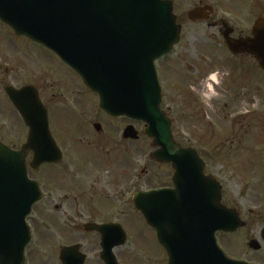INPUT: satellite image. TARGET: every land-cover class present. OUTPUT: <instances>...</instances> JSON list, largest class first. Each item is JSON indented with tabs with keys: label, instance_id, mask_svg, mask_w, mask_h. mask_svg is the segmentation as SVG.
<instances>
[{
	"label": "water",
	"instance_id": "1",
	"mask_svg": "<svg viewBox=\"0 0 264 264\" xmlns=\"http://www.w3.org/2000/svg\"><path fill=\"white\" fill-rule=\"evenodd\" d=\"M173 11L167 0H0L3 23L75 70L100 96L103 111L144 122L146 135L159 149L152 159L173 165L174 190L139 193L134 198L136 208L157 231L169 264H245L229 259L216 241L217 232L235 233L245 224L222 205V187L204 175L197 152L174 141L171 120L161 110L155 63L180 42L182 27ZM206 11L214 13L206 6L190 12L189 18L204 20ZM224 28L230 52L256 56L264 70V20L256 23L253 38L239 41L231 37L232 29ZM6 92L30 128V138L18 152L0 142V264H24L31 242L27 218L42 198L38 183L28 177L26 157L34 151L35 169L60 158L55 157L48 113L36 90L7 88ZM124 138L137 140L139 134L130 126ZM88 229L102 234L105 264H119L114 248L126 243V233L118 225ZM251 247L259 249L256 243ZM73 250L62 251L64 264H70ZM84 263V256L76 262Z\"/></svg>",
	"mask_w": 264,
	"mask_h": 264
},
{
	"label": "rangeland",
	"instance_id": "2",
	"mask_svg": "<svg viewBox=\"0 0 264 264\" xmlns=\"http://www.w3.org/2000/svg\"><path fill=\"white\" fill-rule=\"evenodd\" d=\"M171 1L174 2L178 22L183 26V33L173 55L157 64L163 88L162 108L173 122V138L184 148H194L201 153L206 159L208 172L220 180L222 205L241 214L242 222L247 224L245 213L264 211V164L260 156L264 155V74L253 61L239 63L229 53L220 33L221 26L213 29L206 22L195 24L188 21L190 10L196 6L212 5L217 11L216 18L233 27L238 20L237 0ZM241 18H244V12ZM244 19H248V15ZM214 74L219 76L218 84L210 81ZM28 84H36L47 103L52 92H63L65 96L71 92L67 102L62 103V111L59 109V126L66 136L73 134V139L77 137L84 128L85 119L92 124L89 132L94 134V138L99 134L94 125L102 126L101 139L110 140L113 149L116 142L124 140L122 144L118 142V150L122 148L129 175L128 216L124 220L128 242L116 255L120 264H168L167 254L157 239L156 231L147 225L132 201L137 192L154 190L169 181L165 175L168 169L159 168L158 162L151 160V154L159 149L154 146V139L145 134L146 126L129 118L115 122L108 120L98 110L99 99L95 94L87 92L83 84L72 78L67 69L50 58L42 47L18 37L0 21V129L4 131L5 144L22 145L26 135V127L6 97L5 88ZM211 85L213 89L209 90ZM72 99H78V103L74 104ZM52 105L57 106L52 103L51 108ZM129 126L136 129L140 138L123 139ZM61 138L67 143L65 136ZM102 149L94 147L77 151L71 147L72 155H91V164L95 169L85 181L84 175L78 176L79 167L73 162L66 165L65 178L72 185L89 187L96 178L97 168L102 164V172L106 168L103 162L106 152ZM100 157L103 158L96 164ZM43 175L44 172H39L31 176L40 181ZM89 222L84 220L81 224ZM44 223L49 226L51 220L35 216L29 221L33 241L27 250L26 264H61L60 251L72 244L83 246V252L88 256L87 264H97L98 255L90 235L87 241L82 242L83 230L72 234L68 228L63 231L65 227L55 224L52 225L57 230H49L46 234ZM255 225L232 236L220 234L219 247L229 258L246 261V264L247 261L253 263L263 259L262 251L257 256L250 247L251 236H259L261 230ZM87 242L90 245L85 248Z\"/></svg>",
	"mask_w": 264,
	"mask_h": 264
},
{
	"label": "flooded vegetation",
	"instance_id": "3",
	"mask_svg": "<svg viewBox=\"0 0 264 264\" xmlns=\"http://www.w3.org/2000/svg\"><path fill=\"white\" fill-rule=\"evenodd\" d=\"M204 6H207V5L196 6L195 8L204 7ZM242 12H244V18L246 17V15H248V19L241 18ZM236 15L238 18V20L236 19L237 23L235 26L233 27L231 26L233 30L232 37L236 41L253 38L254 26L259 20H264V0H237V14ZM216 17H217V11L214 12L210 20L206 22L205 24H207L208 27H211L213 29H217L219 28V26L222 27L225 24V21H221L219 18H216ZM220 33L223 38L224 31L222 30V28H220ZM43 50L47 52L50 58L55 59L58 64L62 65L65 69H67V71L69 72L72 78H74L75 80H78V82H81V84H83L81 79L72 70H70L67 66H65L54 54H52L51 52L47 51L44 48ZM233 57L239 63L242 62L243 60L253 61L255 65L258 67L259 71L264 74V71L259 66L256 56L251 55L249 53H240L237 56H233ZM262 76L264 77V75ZM28 85H34V84H28ZM34 86L36 87L38 91L40 100L42 101L43 105L48 111L51 134L56 142L55 153H57L58 151H61L63 158L59 163L46 164V165H43L39 170H35L32 167L33 159H34V152L31 151L28 153L27 166H28L29 176L32 179L39 182L41 190L43 192L42 200L33 208L32 214L28 219V223L29 221L31 222V220H33L35 216H39L42 220H51V224L49 223V226H47V224L44 223V230L46 231V234L48 233L49 230H53V231L57 230V228H55V226H53L52 224H55L57 227H60V226L65 227V228H62L63 231H66V228H68L72 234H77L81 230H83L84 238L82 242L87 241V237L90 235L94 251L98 255V260L96 261V263L105 264V262L102 260V257H101L102 251H103L102 234L97 230L88 229V226L90 224L97 225V226H108V225L117 224L121 227V230L123 229L122 231H126L124 220L128 216L129 175L127 172V161H124L125 158L122 156V150H121L122 148L120 147L119 149L121 150L120 152L118 150V147H119L118 142L122 144L124 143L123 142L124 140L121 139L120 141L116 142L117 144L114 146V149H113V144L110 142V140L108 141V140L101 139V136L103 133L102 126L100 124L94 125L95 130L97 128L99 132L98 134L99 137L97 136L96 138H94V134L89 132V129L92 126V124L85 122V119H84V124H83L84 128H81V130L77 134V137L73 139L72 137L73 134H71V136L70 135L66 136V134H64V130L62 129L63 130L62 131L61 127L59 126L60 120H61V117H60L61 113L59 109L62 111V108H61L62 103L67 102L71 92L69 91L67 96H65L63 92L62 93H59L57 91L52 92L50 94L51 103L50 102L47 103V99H45L42 96V94L39 91L38 86L36 84ZM23 87L24 86L19 87L17 89H21ZM85 89L87 92L90 93V91L86 87ZM71 102H73L74 104H77L78 99H72ZM52 103L56 104L57 106L52 105V108H51L50 106ZM100 112L108 120L112 122L123 119V118H120V119L113 118L109 116L108 114H106L105 112H102V111ZM3 134H4V131L0 129V141L4 143L5 137ZM61 136L66 137L67 143H64L61 140L62 139ZM29 137H30V130L29 128L26 127L25 142L22 145H19V146L18 144H14V145L6 144V145L12 150L18 151L22 148L24 144H26ZM71 147H74L77 151H80V150L85 151L86 149H91V148L96 147L99 149L103 148L102 150L106 152L105 161L103 160L104 164L106 165V168L104 169L103 172H102L103 164L101 167L97 168L96 178L94 177L95 180L89 184V187L82 188L81 186H77L76 184L72 185L69 179L65 178V172L67 171L66 165L72 164L73 162L75 166L79 167L78 176L80 177L84 175L85 181L88 179V177L91 176V174L93 173L95 169L91 164V155L86 154V156L84 157H83V154L72 155L70 151ZM212 152L213 151H210L209 153H212ZM199 155L205 162L206 161L205 157H203L201 153H199ZM260 156L262 157L261 162H263L264 164V155L261 154ZM102 158L103 157L97 158L96 164L100 163ZM156 164L159 168L165 167L168 169L165 175L167 176L169 181L166 182L165 185L160 186V187L158 186V188H155L154 190L162 191V190L174 189L173 178L175 175V171L173 167L171 165H162L159 163H156ZM39 172H44V175L42 177L43 180H40V181L31 176ZM204 174L205 176L214 177L212 174H210V172H208L206 162H205ZM214 178L216 182L220 184V180L216 176ZM39 209H40V213H39ZM114 216L116 217L113 218ZM239 216L243 220L242 215L239 214ZM244 216L247 217L248 222H247V225L240 230L242 231L247 230L249 227H251V225L255 227L256 226L255 224L261 227L259 236L252 235L250 238V241H252L250 243V247L252 243H256V245L259 248L258 250L253 249L254 253L258 256L259 254L264 253L263 251L264 250V211H260V210L249 211L245 213ZM84 220H89L90 222L81 224L82 221ZM30 227L32 230L31 225ZM240 230H238V232H240ZM220 234L230 235V236L234 235V234H225V233L218 232L216 234V238H217L219 245H220ZM253 234H254V230H253ZM32 235H33V230H32ZM89 245H90V242H87V244L84 245V247L87 248L89 247ZM126 245L127 243L120 247H116L114 249L115 255L117 254L118 250H121ZM67 248L74 249L71 254V257L69 258L70 264H76V262L82 256L85 257L84 264H87L88 256L83 252V246L81 244H72V245L64 246L62 250L67 249ZM62 250L60 251L59 261L61 264H64L62 257H61ZM262 258L263 259L259 260L260 262L256 261L252 263L251 261L249 262L247 261V263L248 264H264V256H262ZM239 261H243V260H239Z\"/></svg>",
	"mask_w": 264,
	"mask_h": 264
},
{
	"label": "bare ground",
	"instance_id": "4",
	"mask_svg": "<svg viewBox=\"0 0 264 264\" xmlns=\"http://www.w3.org/2000/svg\"><path fill=\"white\" fill-rule=\"evenodd\" d=\"M218 77H219V76H218L217 74H214V75H212L210 81H211L212 83L218 84V81H219V80H218ZM221 85H222V84H221ZM221 85H220V87H221ZM212 89H213V86L211 85V87L209 88V90H212Z\"/></svg>",
	"mask_w": 264,
	"mask_h": 264
}]
</instances>
